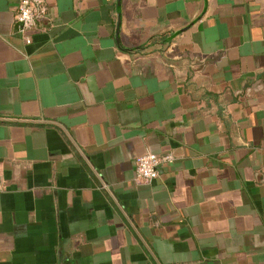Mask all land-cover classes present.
<instances>
[{
    "label": "crops",
    "instance_id": "1",
    "mask_svg": "<svg viewBox=\"0 0 264 264\" xmlns=\"http://www.w3.org/2000/svg\"><path fill=\"white\" fill-rule=\"evenodd\" d=\"M20 1L0 264H264V0H46L30 44ZM145 153L174 161L138 182Z\"/></svg>",
    "mask_w": 264,
    "mask_h": 264
},
{
    "label": "built area",
    "instance_id": "2",
    "mask_svg": "<svg viewBox=\"0 0 264 264\" xmlns=\"http://www.w3.org/2000/svg\"><path fill=\"white\" fill-rule=\"evenodd\" d=\"M47 16L46 0H21L17 6L14 20L18 30L23 34L25 44L32 41V32L37 23ZM174 161L170 153L153 154L145 153L134 159L135 180L150 182L159 177L160 167Z\"/></svg>",
    "mask_w": 264,
    "mask_h": 264
},
{
    "label": "water",
    "instance_id": "3",
    "mask_svg": "<svg viewBox=\"0 0 264 264\" xmlns=\"http://www.w3.org/2000/svg\"><path fill=\"white\" fill-rule=\"evenodd\" d=\"M120 23V17H118V24ZM118 28H119V26H118Z\"/></svg>",
    "mask_w": 264,
    "mask_h": 264
}]
</instances>
